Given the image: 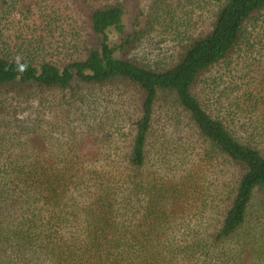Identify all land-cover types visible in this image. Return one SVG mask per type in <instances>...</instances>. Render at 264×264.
Here are the masks:
<instances>
[{
    "label": "trees",
    "instance_id": "obj_1",
    "mask_svg": "<svg viewBox=\"0 0 264 264\" xmlns=\"http://www.w3.org/2000/svg\"><path fill=\"white\" fill-rule=\"evenodd\" d=\"M206 5L170 63L126 56L155 27L145 0H78L89 44L65 62L0 49V264H264V0ZM233 64L229 91L206 79ZM54 90L56 152L37 98ZM103 92L127 103L114 135Z\"/></svg>",
    "mask_w": 264,
    "mask_h": 264
},
{
    "label": "rangeland",
    "instance_id": "obj_2",
    "mask_svg": "<svg viewBox=\"0 0 264 264\" xmlns=\"http://www.w3.org/2000/svg\"><path fill=\"white\" fill-rule=\"evenodd\" d=\"M145 1V12L153 15L151 18L144 16L140 24H145V20L150 19V23L155 27L126 56L146 65L175 61L182 45L189 36L196 35L206 25L203 23L207 22L215 8L213 5L202 6V0H162L159 6L157 4L158 7L155 5L153 8L147 5L152 0ZM76 3L78 0H0V49L4 48L11 56L18 58L26 56L29 52L36 58L58 63L82 56L81 51L89 44L84 31L87 19L85 11L76 6ZM135 12H129V16H133ZM129 16L125 18V24H133ZM75 42L80 46L77 51L72 47ZM242 65L244 67V64ZM243 67L233 64L226 69L220 65L215 67L209 74L211 76L206 79L209 82L214 78L212 76L216 75L218 89L229 91L235 84H240L241 79L236 82L234 79L244 72L241 71ZM202 86L204 87V84ZM38 95L42 111L41 128L45 132L42 135L48 136L50 151H61L64 149L63 141L69 135V129H65L66 122H63L60 114L61 110L66 108H62V105L66 104L69 92L54 90ZM98 96V109H101L98 118L103 120L106 131L114 135L118 128L111 120L112 113L127 108V103L120 107L121 101L115 93L107 95L103 92L98 93ZM262 200L261 196L254 200V213L260 212L258 209L264 206ZM261 213L264 215V208Z\"/></svg>",
    "mask_w": 264,
    "mask_h": 264
},
{
    "label": "clouds",
    "instance_id": "obj_3",
    "mask_svg": "<svg viewBox=\"0 0 264 264\" xmlns=\"http://www.w3.org/2000/svg\"><path fill=\"white\" fill-rule=\"evenodd\" d=\"M22 70H23V66H21Z\"/></svg>",
    "mask_w": 264,
    "mask_h": 264
}]
</instances>
